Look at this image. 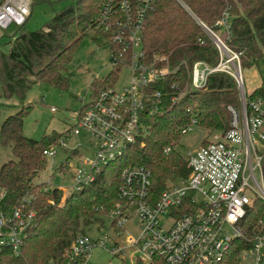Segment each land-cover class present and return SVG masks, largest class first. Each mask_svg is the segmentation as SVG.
I'll return each mask as SVG.
<instances>
[{
    "label": "built area",
    "instance_id": "2783aa9c",
    "mask_svg": "<svg viewBox=\"0 0 264 264\" xmlns=\"http://www.w3.org/2000/svg\"><path fill=\"white\" fill-rule=\"evenodd\" d=\"M34 1L0 0V27L6 30L25 24ZM154 3L155 0H106L101 5L96 28L109 36L116 80L106 88L94 90L91 101L72 118L71 137H87L94 147V155L82 160L87 167H79L73 173L72 188H84L103 168L125 158L133 145L143 143L146 120L151 115L164 114L170 104L184 98L189 90L206 89L211 74H229L237 83L240 105L228 107L231 119L227 130L212 133L214 138L205 145L185 148L190 169L186 180L170 183L157 192L150 168L124 163L119 186L121 201L108 215L113 229L119 230L121 236L129 223L138 226L137 237L128 235L127 247L118 244L114 247L122 253L131 249L132 264H219L235 239L244 235L242 223L253 199L264 200V99H250L246 92L242 52L229 44L232 36L229 11L217 22L218 30L198 19L218 49L217 64L196 60L187 87L179 89L178 82L170 83L175 69L165 57H150L144 47V23ZM125 70L127 82L117 89ZM168 88L179 91L170 97ZM194 125L198 126L195 116L181 128V136ZM61 145L63 140L59 142ZM74 151L81 155L79 147ZM171 151V146L165 148L166 153ZM44 154L48 159L58 152L53 146L45 149ZM5 199L6 191L0 189V247H11L19 254L35 212L26 210L31 203L28 195L13 205L5 204ZM99 244L104 245V241L79 233L70 251L71 259L65 264H78L71 260L87 258ZM250 256L254 264H264V234L256 235L253 247L240 254L239 264Z\"/></svg>",
    "mask_w": 264,
    "mask_h": 264
},
{
    "label": "trees",
    "instance_id": "16d2710c",
    "mask_svg": "<svg viewBox=\"0 0 264 264\" xmlns=\"http://www.w3.org/2000/svg\"><path fill=\"white\" fill-rule=\"evenodd\" d=\"M39 1L53 4L61 0H35L33 6ZM68 1L71 3L39 30H28V21L6 29L15 30L17 36L8 51L0 49V88L5 97L18 96L24 100L38 82L68 87L67 66L74 59L86 27L91 25L97 29L98 8L106 0ZM225 11L232 15L229 44L242 52L243 68L257 65L264 60V0H155L153 9L146 15L143 42L150 57H165L175 69L169 77L170 83L178 82L179 89L187 87L196 60L217 64L218 49L198 19L218 30L217 22ZM98 32L109 43L108 34L99 29ZM115 80L116 71L111 70L108 76L95 79L92 86L96 91ZM167 91L171 97L179 90L168 88ZM249 96L264 98V86ZM230 105H240L236 81L225 72L211 74L206 89L189 90L184 98L170 104L164 114H154L146 120L143 143L130 148L124 163L150 168L157 192L170 183L184 182L190 169L185 147L179 143L181 128L195 116L198 126L209 134L225 131L230 125ZM24 111L10 115L1 126L2 144L11 148L14 158L0 168V189H5V204L9 205L30 196L31 203L26 210L34 211L35 218L19 254L11 247H0V264H65L71 259L70 251L77 235L86 234V229L95 222L102 223L121 201L119 186L125 164L120 160L113 162L94 181L82 189L72 188L64 198L59 186L39 183L36 178L48 164L44 150L59 143L70 129L46 135L41 140L29 137L23 130ZM207 140L204 138L205 143ZM168 146L172 151L166 153ZM68 165L61 166L60 170H66ZM242 225L244 235L235 239L219 264H239L240 254L253 247L256 235L264 234L263 199H253ZM86 260L81 257L71 261L84 264Z\"/></svg>",
    "mask_w": 264,
    "mask_h": 264
},
{
    "label": "rangeland",
    "instance_id": "374dc122",
    "mask_svg": "<svg viewBox=\"0 0 264 264\" xmlns=\"http://www.w3.org/2000/svg\"><path fill=\"white\" fill-rule=\"evenodd\" d=\"M70 3L68 0L56 1L53 4L39 1L33 6L26 28L30 31L43 28L47 22ZM85 4L87 3L85 2ZM83 12H86L85 9H83ZM14 32L15 30H4L0 27V49L4 51L10 49L14 38L17 36ZM97 32L98 29L95 30L91 25L86 27L84 36L77 45L74 59L67 66L66 76L69 82L67 88L38 82L33 85L24 100H21L18 96L5 97L0 88V132L1 126L7 117L21 110H25L23 130L29 137L41 140L46 135L62 133L71 128L73 116L92 99L93 81L108 76L112 70L109 43L104 36L99 35V32ZM218 33L224 37L221 32ZM243 74L245 89L250 95L256 88L264 86V60L259 61L257 65L250 68H243ZM127 77V71L125 70L116 84L117 89H120L127 82ZM250 99L254 98L250 97ZM210 135L207 131L194 125L188 133L181 136L179 143L187 150L195 149L202 144H207V142H204V138H208V140L214 138ZM62 140L63 145L59 146V143L56 142V144L50 146V148L54 146L58 154L53 158H48L47 167L36 180L39 183L59 186L64 191L65 198L72 191L73 173L79 167H87L82 160L94 155V147L89 139L84 136L71 137L67 133ZM76 147L80 148V156L76 153L73 154ZM13 158L11 148L2 144L0 133V168ZM119 160L120 163L125 161L124 158ZM67 163L69 164L68 168L61 171V166ZM257 175L260 183H263L260 172H257ZM111 223V219L106 216L102 223L95 222L86 229V234L89 237L96 241L102 239L104 245L94 246L84 264H132L131 257L133 258L134 252L131 249H126V252L122 253L114 250V247L117 244L123 248L127 247L128 235L131 234L137 237L139 234L138 226L135 223H129L126 226L127 231L124 236H121L119 235L120 231L114 230ZM241 264H254V259L252 256L248 260L243 258Z\"/></svg>",
    "mask_w": 264,
    "mask_h": 264
}]
</instances>
